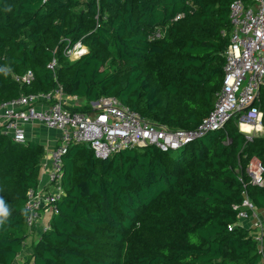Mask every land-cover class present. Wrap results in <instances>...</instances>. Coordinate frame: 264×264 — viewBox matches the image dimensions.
<instances>
[{"label": "trees", "instance_id": "obj_1", "mask_svg": "<svg viewBox=\"0 0 264 264\" xmlns=\"http://www.w3.org/2000/svg\"><path fill=\"white\" fill-rule=\"evenodd\" d=\"M233 1L0 0V104L61 85L87 101L77 110L116 96L158 124L195 130L223 86ZM79 41L87 51L73 61L65 51ZM28 70L30 84L14 78ZM255 104L264 128V86ZM46 151L0 132V199L9 209L0 264H15L30 236L27 193ZM253 157L264 164V132L249 139L237 117L168 151L148 145L99 158L72 145L58 211L25 264H264L234 209L245 191L264 210V185L246 172Z\"/></svg>", "mask_w": 264, "mask_h": 264}, {"label": "built area", "instance_id": "obj_2", "mask_svg": "<svg viewBox=\"0 0 264 264\" xmlns=\"http://www.w3.org/2000/svg\"><path fill=\"white\" fill-rule=\"evenodd\" d=\"M230 10L232 30L224 53L223 86L217 94L214 109L195 130L170 129L158 124L132 110L116 96L91 102L95 113L91 116L89 112L76 109L86 104H81L79 96L67 95L61 85L48 92L23 94L0 104V108H7L5 131H12L11 137L17 142L28 140L21 121L39 122L60 132L59 143L50 153L45 183L39 181L38 186L27 193L29 235L37 232L38 225H42L43 231L49 228L48 221L43 222L44 212L51 217L58 211L57 202L64 194V157L72 145L87 144L100 158L123 149L148 145L168 151L222 128L233 117H237L240 127H249L250 130L244 132L249 139L261 133L263 112L255 103L264 86V0H234ZM181 17L182 14L177 15L175 20ZM162 34L163 31L158 30L156 36ZM86 51L87 46L79 41L65 52L75 61ZM56 64L54 59L49 67L55 69ZM14 78L30 84L34 73L28 70L23 76L15 75ZM246 172L253 184L264 185V164L259 158L251 159ZM234 209L238 210L237 223L251 230L264 263V210H258L245 191L243 202L235 204Z\"/></svg>", "mask_w": 264, "mask_h": 264}, {"label": "crops", "instance_id": "obj_3", "mask_svg": "<svg viewBox=\"0 0 264 264\" xmlns=\"http://www.w3.org/2000/svg\"><path fill=\"white\" fill-rule=\"evenodd\" d=\"M87 101L85 99L81 98V104H86ZM6 107H1L0 108V123L2 126H0V132L12 136V131H8L6 133L5 131V124H6ZM21 126L24 128L26 136L28 140H34L37 141L46 147V154L42 158V172H41V177L39 179L40 184L45 183L47 179V172L49 171V166L51 163V155L50 153L52 150L58 145L59 143V138H60V132L56 129H52L47 127L46 125L39 123V122H27V121H21L20 122ZM240 129L245 132L249 131L246 128L240 127ZM264 132V128L262 129L261 133ZM12 138V137H11ZM13 139V138H12ZM46 165V167H45ZM49 214L47 212H44V219L43 222H49ZM43 231L42 225L41 229ZM42 231L36 232L33 235H30L26 242L24 249L22 252L19 254L17 260L15 261V264H24V262L27 260L28 256L32 252V245L40 238Z\"/></svg>", "mask_w": 264, "mask_h": 264}, {"label": "clouds", "instance_id": "obj_4", "mask_svg": "<svg viewBox=\"0 0 264 264\" xmlns=\"http://www.w3.org/2000/svg\"><path fill=\"white\" fill-rule=\"evenodd\" d=\"M9 216V209L3 199H0V225H3Z\"/></svg>", "mask_w": 264, "mask_h": 264}, {"label": "rangeland", "instance_id": "obj_5", "mask_svg": "<svg viewBox=\"0 0 264 264\" xmlns=\"http://www.w3.org/2000/svg\"><path fill=\"white\" fill-rule=\"evenodd\" d=\"M89 114H90L91 116H94L95 113H94L93 111H90ZM40 229H41V225H38V226H37V232L42 231V230H40ZM24 264H25V262H24Z\"/></svg>", "mask_w": 264, "mask_h": 264}, {"label": "bare ground", "instance_id": "obj_6", "mask_svg": "<svg viewBox=\"0 0 264 264\" xmlns=\"http://www.w3.org/2000/svg\"><path fill=\"white\" fill-rule=\"evenodd\" d=\"M243 128H246V129H248V130H249V127H248V126H246V125H244V126H243Z\"/></svg>", "mask_w": 264, "mask_h": 264}, {"label": "water", "instance_id": "obj_7", "mask_svg": "<svg viewBox=\"0 0 264 264\" xmlns=\"http://www.w3.org/2000/svg\"><path fill=\"white\" fill-rule=\"evenodd\" d=\"M100 158V157H99Z\"/></svg>", "mask_w": 264, "mask_h": 264}]
</instances>
